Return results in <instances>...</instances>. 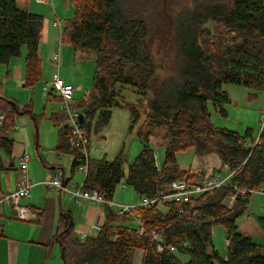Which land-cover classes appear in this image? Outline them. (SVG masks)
Here are the masks:
<instances>
[{"label": "trees", "instance_id": "trees-1", "mask_svg": "<svg viewBox=\"0 0 264 264\" xmlns=\"http://www.w3.org/2000/svg\"><path fill=\"white\" fill-rule=\"evenodd\" d=\"M26 1L0 0V63L20 56L26 46L29 85L41 76L44 16L19 5ZM71 4L74 15L66 20L61 40L76 52L96 56L93 87L75 103L85 116L86 136L91 140L93 131L106 126L115 107L129 110L132 133L142 119L140 101L148 106L136 131L142 148L128 169L124 146L113 159L92 158L84 189L113 200L124 182L141 198H156L180 178L205 177L206 173L179 165L177 152L188 148L199 154L217 153L232 175L226 184L189 201L160 200L125 212L105 203L101 229L85 238H76L72 214L62 212L54 238L61 246L63 263L134 264L132 252L139 249L142 264H264V244L238 224L252 190L264 186V130L254 136L252 128L242 134L217 126L209 107L212 103L215 111L228 115L231 98L225 84L244 86L252 97L264 90V0H193L169 17L160 0H71ZM161 7L156 20L153 10ZM161 36L172 49L159 65L152 48ZM126 86L139 95L136 102L125 99ZM29 112L30 106L21 108L0 82V114H4L0 147L6 154L11 155L15 145L10 132L17 115ZM52 119L60 127L56 149L73 154L66 115L55 113ZM160 129L165 130V153L158 163L153 136ZM71 170L72 174L77 170L75 157ZM231 196H235L232 205ZM130 217L140 220L138 228L126 222ZM218 224L225 227L226 256L213 241V227Z\"/></svg>", "mask_w": 264, "mask_h": 264}, {"label": "rangeland", "instance_id": "rangeland-1", "mask_svg": "<svg viewBox=\"0 0 264 264\" xmlns=\"http://www.w3.org/2000/svg\"><path fill=\"white\" fill-rule=\"evenodd\" d=\"M192 1L193 0H160V5L164 7L163 13L169 17V14L170 16L176 15L182 7H185L186 5L190 6ZM33 2H37V4L41 5V2L38 0H33ZM23 5V3H20L21 7ZM47 6L48 9L52 11L50 4H47ZM65 10L66 13L69 11L70 16H65L64 12V19L67 17H69V19L72 18L74 15L73 5L71 4V7L69 6V8H65ZM160 10L162 11L163 8L161 7L159 10L157 8L153 10L156 13V15H154L156 20L159 18L158 11ZM161 20L165 22L166 19L163 18ZM161 20L158 23L160 25ZM45 26L46 19L44 18L43 31ZM44 34L45 32H42V37ZM163 36L167 35L164 34ZM163 36H161L162 41L160 39H156V43L152 48L154 57L158 60L157 64L159 65L161 63L160 59L165 58L166 56L168 57V52L172 49H170L171 45L167 41V38H163ZM43 41L44 40L42 38L40 42V52L42 58L40 78L33 84L25 86L23 85L25 81H19V77L13 75L9 78L10 81H8L6 85L2 83L4 86V93L7 96L14 99L21 108L30 106L32 110V113L29 112L23 115H17L15 126L10 132V136L15 139L16 144L19 143V154L23 151V149L29 153L31 157V166L35 160H37L35 162L36 173H39L41 168H44L42 159L48 162L56 161V156L58 155V151L54 148L58 145V130H60V127L53 122L52 116L55 113H61V104L60 101L54 97L55 95H58L57 92H52L51 90L55 75L59 73L65 81L72 82L73 85H75L77 92L74 94V101L75 103H78L86 97L89 91H91L96 70V56L94 52H76L74 47L65 41L64 44L59 42L58 47L57 42L56 44H51V48L54 47V49L51 50L48 48L45 50L46 52L43 53ZM159 42L163 43L160 44ZM56 47H60L61 52L65 57V60L63 62L61 61L60 68H58L57 63L53 60ZM22 50V55L25 53L27 54L26 46H23ZM47 84H49L50 87H46ZM225 89L228 91L231 98V103L227 105L228 115L226 117L222 116L220 113L215 111L213 104L210 103L209 107L213 123L217 126L237 130L242 134L245 133L247 128H252L254 136L258 135L263 125L264 90L259 91L257 97H252L250 95L251 90L241 85L225 84ZM123 94L125 99L131 102H136L139 96L136 94L134 89L128 86L123 89ZM140 102L142 112V119L140 121L141 124L148 112V106L147 101L142 100ZM130 123L131 116L126 107L113 108V115L110 122L100 131L92 132V143L97 146L98 149L92 151L91 157L97 159L105 156L108 159H113L124 146L127 153V161L124 164V168L127 170L129 163L135 159L142 148L140 138L136 134L140 124H137L133 132L130 133ZM164 135L165 130L160 129L157 130L153 136V145L158 163L162 162L164 159ZM0 151L3 154H6L1 147ZM195 151L196 150L194 148L178 151L176 156L179 165L184 168L192 166L196 157ZM45 153L49 156L48 159H46ZM61 156L63 157L60 160V163L62 167L66 169V173L71 177L73 176L74 182L81 185L84 182L85 175L79 170H76L74 174H72L70 170L71 162L73 164V154L63 153ZM10 158L16 167L18 165L20 167L19 158ZM227 172L228 171L223 168L222 174L224 176ZM203 173L205 172L203 171ZM209 174L210 173H208V175ZM206 176L207 174L204 178L196 177L190 180L194 182L203 181ZM256 195L259 197V200L257 199L256 201V205L260 210H255L251 203V200H253ZM113 200L116 203L127 205H137L141 203V197L136 193L133 187L127 186L124 182L118 185ZM260 218L263 219L260 220ZM126 222L132 227H139L138 221L134 220L133 217H130V219ZM238 224L257 243L264 244V193L257 192V194H252L248 209L238 218ZM213 241L219 252L222 255H226V241L228 240L226 239V231L223 225L218 224L213 227ZM136 253L142 255L143 251L139 249L134 250L132 252V260Z\"/></svg>", "mask_w": 264, "mask_h": 264}, {"label": "crops", "instance_id": "crops-1", "mask_svg": "<svg viewBox=\"0 0 264 264\" xmlns=\"http://www.w3.org/2000/svg\"><path fill=\"white\" fill-rule=\"evenodd\" d=\"M70 1L71 0H45L41 2V5L37 4V2H33V0L19 2V5L20 3L24 4L22 7L41 14L46 19V26L43 31L45 34L42 37L44 40L42 47L43 53L46 52L45 50L48 48L51 50L54 49V47L51 48V44H56L57 42L58 47V43L61 42L60 30L54 25V22L59 21L64 27L69 17L64 19L63 13L66 11L65 8L68 9L69 6L71 7ZM47 4H50L52 11L48 9ZM65 16H70L69 11L67 13L65 12ZM61 43L64 44V42ZM57 47L55 49L56 51L58 49ZM21 53H23V50ZM61 57L63 62L65 57L62 52ZM25 59L26 53L13 57L7 64L0 63V82L6 85L8 81H10L9 78L13 75L19 77V81H25ZM23 85L26 86V83ZM76 92L77 88L75 87V94ZM54 97L59 100L58 95ZM18 144L19 143L16 144L15 142L12 154L9 156L0 151V188L5 191L16 189L19 183L21 175L20 167L19 165L16 167L10 157L20 159L27 151L23 149L19 154L20 148ZM54 149L57 150L56 147ZM63 153L68 152L58 151L56 161L48 162L41 157L44 168H41L39 173H36L35 162L37 160H35L32 166L29 163L28 176L32 183V187L30 189V196L23 199L22 202L37 213L36 218L31 220L18 219L9 206H5L2 211H0V264H64L61 246L54 238L58 230L61 214L64 211H69L72 214L75 222V232L81 238L83 236L88 237L96 235L98 231L94 228L95 224L104 223L106 213L103 204L91 201H85L80 204L67 192L48 187L44 183V181L54 177L60 172L63 173L66 181L74 182L73 176L71 177L68 175L66 169L62 167L60 163ZM45 155L46 159H48L49 156H47V153H45ZM195 155V160L192 163L194 166L192 165L189 167L194 172L204 171L206 174L215 173L222 177L224 176L222 174L223 168L228 171V169L224 167L225 165L221 157L215 152L199 154L195 151ZM71 169L72 162L70 165V170ZM229 175L230 173L228 171L224 177H228ZM257 199L259 200V197L257 195L254 196L251 203L255 210H260L256 205ZM239 228L241 231L247 233L241 226H239ZM226 243L228 246V241H226ZM142 258L143 254L139 255L136 253L133 256V263L142 264Z\"/></svg>", "mask_w": 264, "mask_h": 264}, {"label": "built area", "instance_id": "built-area-1", "mask_svg": "<svg viewBox=\"0 0 264 264\" xmlns=\"http://www.w3.org/2000/svg\"><path fill=\"white\" fill-rule=\"evenodd\" d=\"M40 2H44L45 0H38ZM54 25L59 28L60 34L62 35L63 26L59 21H55ZM62 42V40H61ZM54 61L57 63L58 68H60L62 57L60 47L57 49L54 55ZM55 92H57L59 101L61 104L60 111L62 114L66 115V123L69 127V143L76 151L73 153V156L77 160V170L82 172L85 177L88 175L90 170V165L92 161V151L98 149L92 143L82 128V124L80 123V114L81 112L75 107L74 94H75V86L72 83L65 81L59 73L55 75L54 82L52 83ZM46 87H50L49 84ZM4 118V114H0V121ZM264 130V116H263V125L261 131ZM259 141V137H257L256 142ZM31 161V157L28 153H24L20 157V179L16 189L14 190H2L0 188V211L5 206H9L15 216L21 220H31L37 217V213L34 210L25 204H23V199L28 198L30 196V189L32 187V183L28 176V168L29 163ZM228 177H220L215 173L207 174L205 180L203 181H191L190 179L183 177L174 182L169 188L168 192H163L161 196L156 198H148L142 197L141 203L137 205H127L116 203L113 200H106L98 191L93 190H85L84 182L80 185L76 182L66 181L63 173L60 172L56 174L54 177L44 181V183L48 187L56 188L61 191L67 192L71 197L75 198L77 202L82 204L85 201L98 202L101 204L108 203L110 206L116 207L120 212L130 211L135 209L136 207H145L153 205L160 200L167 201H189L196 195L204 193L206 191L212 190L216 187L224 185L228 182L230 176ZM264 193V186L259 189L252 190V193ZM235 196H231L230 205L233 204ZM138 221H140L138 219ZM102 224H95V230L99 231L101 229ZM82 238H85L83 236ZM155 238L160 240L158 235ZM159 249H162V246H158ZM174 250L173 247L170 248Z\"/></svg>", "mask_w": 264, "mask_h": 264}, {"label": "water", "instance_id": "water-1", "mask_svg": "<svg viewBox=\"0 0 264 264\" xmlns=\"http://www.w3.org/2000/svg\"><path fill=\"white\" fill-rule=\"evenodd\" d=\"M51 90H55V89H54V88H51ZM84 122H85V116H84L83 113H81V114H80V123H81V124H84ZM66 125H67V124H66ZM76 238L79 239V236L77 235Z\"/></svg>", "mask_w": 264, "mask_h": 264}]
</instances>
